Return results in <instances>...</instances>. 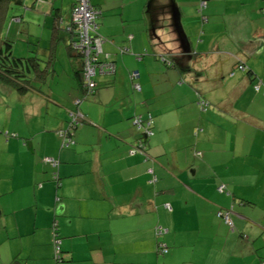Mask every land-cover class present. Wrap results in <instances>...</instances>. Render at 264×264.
<instances>
[{
    "label": "crops",
    "instance_id": "1",
    "mask_svg": "<svg viewBox=\"0 0 264 264\" xmlns=\"http://www.w3.org/2000/svg\"><path fill=\"white\" fill-rule=\"evenodd\" d=\"M88 1L115 65L93 96L81 97L66 33L45 81L24 94L0 81V264H264V96L252 87L264 78V0H208L201 12L200 0H173L165 33L152 0ZM21 3L5 33L18 57L49 48L73 0ZM77 108L85 123L64 148ZM148 116L143 138L133 122Z\"/></svg>",
    "mask_w": 264,
    "mask_h": 264
},
{
    "label": "trees",
    "instance_id": "2",
    "mask_svg": "<svg viewBox=\"0 0 264 264\" xmlns=\"http://www.w3.org/2000/svg\"><path fill=\"white\" fill-rule=\"evenodd\" d=\"M22 0H0V81L13 88L18 94H24L30 89H34V83L40 84L45 79L47 76L54 70L55 68V62H56V57H55V47L56 45L61 42L62 39L65 38V36L68 37L69 42L67 44V51H68V57L70 60V64L74 70V77L76 81L78 82V87L83 89V94L82 98H90L95 94L96 91V86L95 88L91 91L88 92L87 89L85 88V84L83 82L84 80V59L81 55L80 52H78L75 49L74 43L77 41V33L75 32L74 29V24H73V18H72V12L73 8L76 5V1L73 0L72 3V8H71V22L69 26L65 29H61L59 22L61 19V16H55L54 17V25L52 27V41L51 45L47 49L43 50H35L32 51L31 54H28L27 56L24 57H18L13 54V41L9 39L6 35H2V27L5 22H8L9 24H12L13 21L18 22L19 18L18 15H11L9 17V13H11L12 6H21L22 5ZM204 2L205 6H202L201 3ZM12 4V5H11ZM208 0H200V7L199 10L200 12L207 7ZM91 5V4H90ZM94 8V7H93ZM95 9V8H94ZM97 10V9H96ZM13 14V13H12ZM97 20V19H96ZM97 24V22H96ZM172 28L170 27L168 31H171ZM60 33H66L65 36L61 35ZM123 53H128L127 48H122ZM104 58L103 56L98 57V63L101 62L103 63ZM108 61L113 64L114 69L112 72L108 71V69H103L102 70V75L103 74H110L114 73L115 70V65L113 61L108 58ZM243 65L238 64L237 65V70L245 72L246 68L244 67V70H241L240 67ZM101 73L97 72L96 76L94 78V81L96 83V77L97 75H100ZM257 77H262V76H257ZM131 79H134L132 76L130 77ZM263 78V77H262ZM264 79V78H263ZM255 81H252V84ZM81 86V87H80ZM253 87V86H252ZM254 89V88H253ZM140 91V90H139ZM256 92V91H255ZM263 94V91H261ZM264 96V94H263ZM203 101L205 104L200 105V102ZM198 107L201 112L206 111L208 108V103L207 101L200 99L197 101ZM78 105H76L77 107ZM80 110L77 108L69 113V120L67 122V131L69 135L74 134V131L77 130L81 125H83L85 122V119L79 120H73L72 115H79ZM82 117L83 115L80 114ZM145 120V119H143ZM133 122V121H132ZM134 125V123H133ZM135 126V125H134ZM152 127V125H151ZM137 128V127H136ZM64 131V132H65ZM142 133V132H141ZM61 144H62V139H61ZM137 150L142 151V148L139 146L135 147ZM133 152H135L133 150ZM57 177L54 175V180H56ZM222 191L219 192H223ZM222 210H229V209H222ZM218 216V215H217ZM220 217V216H218ZM221 218V217H220ZM54 230V239L55 238H60L57 228L54 225L53 227ZM61 244V240H60ZM159 249V248H158ZM160 252V251H159ZM62 251L60 247V251L57 256L54 254V259L57 262L63 261V256H62Z\"/></svg>",
    "mask_w": 264,
    "mask_h": 264
},
{
    "label": "built area",
    "instance_id": "3",
    "mask_svg": "<svg viewBox=\"0 0 264 264\" xmlns=\"http://www.w3.org/2000/svg\"><path fill=\"white\" fill-rule=\"evenodd\" d=\"M77 3L73 8L72 18L73 26L75 32L77 33V41L74 43L75 49L81 53L84 59V84L88 92H91L96 83L94 78L96 73L99 72L102 74L103 69H108L112 72L114 69L113 64L108 61V55L103 52V45L106 42V39L98 33V24H96V19L99 16L100 12L94 9L88 0H75ZM202 6H205V3H201ZM103 56V63H98V57ZM241 70H244V67H240ZM254 91L259 92L263 91L264 94V79L262 77H256L253 84ZM135 91L140 90L138 84L133 85ZM205 104L203 101L200 102V105ZM73 120H81L83 117L79 115H72ZM134 125L140 130L146 137L151 135V125L152 118L148 116L145 120L140 117L134 119ZM62 138V147L66 148L74 144L71 135L67 131H63L59 134ZM139 146L142 147V142H139ZM133 153V151H130ZM45 163L50 164L52 167L57 166V162L52 158L45 159ZM224 189L223 185L218 186V190L222 191ZM217 215L223 218L228 224L232 227L233 222L230 217V210H219ZM159 232L164 231L161 227L157 228ZM54 254L58 255L60 251V239L55 238L53 241ZM158 250L162 253L167 251L166 244L160 242L158 245Z\"/></svg>",
    "mask_w": 264,
    "mask_h": 264
},
{
    "label": "rangeland",
    "instance_id": "4",
    "mask_svg": "<svg viewBox=\"0 0 264 264\" xmlns=\"http://www.w3.org/2000/svg\"><path fill=\"white\" fill-rule=\"evenodd\" d=\"M172 3H173V0H152L150 14L153 15L154 21L157 22L160 25V28L158 29L159 32H162V33L164 32L165 33V32H167L169 30V28L172 25H174V26L176 25L175 24V15H174V12H173ZM11 15H12V13L9 14V17ZM22 25L28 26L26 23H24V24L22 23ZM10 28L13 29V27L10 26V24L8 22H5L3 24V27H2V35H5L6 30H9ZM33 28H34V26H33ZM151 31H156V30H151ZM22 37L24 38L25 35H22ZM190 52H192V51H190ZM169 61H170V59H169ZM64 64L65 63H63V65ZM190 66L188 68H190V69L195 68V67H190ZM207 84H209V79H208V77H205L200 82V84H197L196 86H200V85L204 86V85H207ZM216 94L219 95V96H223L224 92L223 91H217ZM207 109H209V108H207ZM60 141H61V139H60ZM222 220L225 222V220L223 218H222ZM225 224H226V222H225ZM54 225L57 228V222H55ZM50 226H51V224H50ZM53 227L54 226H53V223H52V226L50 227V231L51 232H53ZM58 228H59V226H58ZM58 228H57V230H58ZM5 233L6 232H3V234H5ZM52 247H53V244H52ZM52 256L54 257V247H53ZM17 261L18 262H22V260H16V262H14V264H17Z\"/></svg>",
    "mask_w": 264,
    "mask_h": 264
},
{
    "label": "water",
    "instance_id": "5",
    "mask_svg": "<svg viewBox=\"0 0 264 264\" xmlns=\"http://www.w3.org/2000/svg\"><path fill=\"white\" fill-rule=\"evenodd\" d=\"M143 138H146V136H145V135H143Z\"/></svg>",
    "mask_w": 264,
    "mask_h": 264
}]
</instances>
